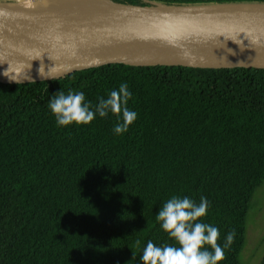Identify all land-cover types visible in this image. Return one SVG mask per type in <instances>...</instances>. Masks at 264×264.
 I'll return each mask as SVG.
<instances>
[{"label": "trees", "instance_id": "16d2710c", "mask_svg": "<svg viewBox=\"0 0 264 264\" xmlns=\"http://www.w3.org/2000/svg\"><path fill=\"white\" fill-rule=\"evenodd\" d=\"M127 5L264 0H110ZM127 83L137 119L58 126L56 92L98 98ZM264 183V70L109 64L64 78L0 83V264H143L176 245L156 213L172 196L209 202L219 264H242L247 216ZM208 247L207 245L205 246Z\"/></svg>", "mask_w": 264, "mask_h": 264}, {"label": "water", "instance_id": "95a60500", "mask_svg": "<svg viewBox=\"0 0 264 264\" xmlns=\"http://www.w3.org/2000/svg\"><path fill=\"white\" fill-rule=\"evenodd\" d=\"M110 2L161 7L165 13L51 28L28 26L0 13V83L50 81L118 63L264 70V1L146 6ZM40 65L53 79L38 75ZM7 68L20 70L19 83L3 75ZM26 74L34 81L25 80Z\"/></svg>", "mask_w": 264, "mask_h": 264}, {"label": "clouds", "instance_id": "9594fccd", "mask_svg": "<svg viewBox=\"0 0 264 264\" xmlns=\"http://www.w3.org/2000/svg\"><path fill=\"white\" fill-rule=\"evenodd\" d=\"M19 72V69L10 72L7 68L3 75L19 83ZM37 73L41 78L53 79L50 71H45L41 65ZM24 79L34 81L28 74ZM131 97L127 83H121L118 89L108 93L107 98H98L95 106L86 100L83 92L69 90L67 94L56 92L48 100L47 107L55 117L56 124L61 127L73 124L88 125L97 116L103 118L111 113L117 117L112 132L121 135L126 133L137 119V113L127 107ZM208 208L209 202L204 196L200 197L199 203L187 196L174 195L169 198L156 213V219L161 229L170 239L175 240L178 246H158L149 240L143 248L140 261L143 264H219L225 258L224 249L232 244L235 232L230 231L226 235L223 246L218 244L219 229L201 220L207 215Z\"/></svg>", "mask_w": 264, "mask_h": 264}, {"label": "bare ground", "instance_id": "6f19581e", "mask_svg": "<svg viewBox=\"0 0 264 264\" xmlns=\"http://www.w3.org/2000/svg\"><path fill=\"white\" fill-rule=\"evenodd\" d=\"M90 10V11H89ZM0 13L32 27H56L97 20H121L163 14V8L143 9L115 6L108 0H50L47 3L18 1L0 4Z\"/></svg>", "mask_w": 264, "mask_h": 264}, {"label": "rangeland", "instance_id": "374dc122", "mask_svg": "<svg viewBox=\"0 0 264 264\" xmlns=\"http://www.w3.org/2000/svg\"><path fill=\"white\" fill-rule=\"evenodd\" d=\"M0 1L17 2V0ZM240 259L242 264H264V183L253 196V207L248 212L245 244Z\"/></svg>", "mask_w": 264, "mask_h": 264}]
</instances>
